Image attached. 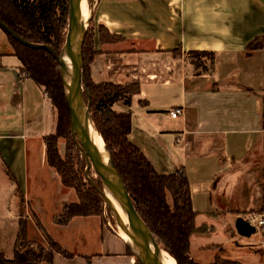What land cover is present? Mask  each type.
Segmentation results:
<instances>
[{"label":"crops","instance_id":"obj_1","mask_svg":"<svg viewBox=\"0 0 264 264\" xmlns=\"http://www.w3.org/2000/svg\"><path fill=\"white\" fill-rule=\"evenodd\" d=\"M182 2L93 0L90 78L138 86L129 106L118 102L112 109L130 115L129 142L158 174L184 170L201 230L190 239L196 262L264 264V229L249 238L234 229L236 218L264 213V0H238L247 5L234 25L243 47L227 54L180 39L188 32ZM194 53L214 55L208 69L201 64L206 58L197 62ZM19 68L0 29V216L19 228L24 209L26 224L38 230L36 218L72 255L55 253L52 264H136L127 243L100 217L56 221L64 205L76 202L46 163L43 139L54 134L56 113ZM175 108L183 114L173 119Z\"/></svg>","mask_w":264,"mask_h":264},{"label":"trees","instance_id":"obj_2","mask_svg":"<svg viewBox=\"0 0 264 264\" xmlns=\"http://www.w3.org/2000/svg\"><path fill=\"white\" fill-rule=\"evenodd\" d=\"M87 1L91 3L93 0ZM0 20L25 41L47 45L59 54L65 42L68 0H0ZM103 31L101 27L98 28L100 40L106 38ZM5 36L19 61L22 73L49 95L56 111L55 132L43 139L46 163L57 172L62 185L71 189L76 197L75 203L62 207L57 221L65 225L74 217H100L105 203L84 177L86 164L71 136L69 112L56 60L46 50L25 47L9 35ZM93 45L94 31L87 30L82 46L83 98L85 102L90 101L93 127L102 139L135 211L158 247L170 254L177 264H195L188 258V244L190 237L200 234L201 230L198 231L196 227V214L192 211L186 174L184 170L170 175L158 174L143 154L129 142L131 117L127 113H116L112 108L118 102L129 106L132 96L139 93V88L137 85L92 83L89 65L94 56ZM193 57L197 62L203 57L211 63L214 59V55L209 53H194ZM61 144L64 145L63 155L60 152ZM89 178L101 188L100 180L93 179L90 174ZM35 221L36 227L42 229L36 218ZM19 224L21 234L26 236V219H20ZM47 237L50 249L36 251L28 248L25 240L19 242L17 238L16 243L20 245L15 247L13 260L3 261L0 255V264H52L55 253L65 258L72 257ZM128 254L134 256L130 249ZM135 261L140 264L136 258Z\"/></svg>","mask_w":264,"mask_h":264},{"label":"water","instance_id":"obj_3","mask_svg":"<svg viewBox=\"0 0 264 264\" xmlns=\"http://www.w3.org/2000/svg\"><path fill=\"white\" fill-rule=\"evenodd\" d=\"M86 0H68V21L64 45L56 54L47 45H37L25 41L14 33L0 20V29L21 45L35 49L46 50L56 60L62 84V91L69 112L71 136L85 160L84 177L101 195L110 214L127 237L133 249V254L140 264H167L163 251L156 244L152 234L134 209L133 203L118 176L112 160L107 152L100 149L94 142L97 135L90 118V102L83 98V58L82 46L85 30L81 25V8ZM87 25V24H86ZM98 136V135H97ZM92 170L99 178L101 188L89 178ZM106 192L121 209L124 221L118 215ZM22 201L20 200V209ZM234 229L238 236L249 238L255 234V228L242 217L234 221Z\"/></svg>","mask_w":264,"mask_h":264},{"label":"clouds","instance_id":"obj_4","mask_svg":"<svg viewBox=\"0 0 264 264\" xmlns=\"http://www.w3.org/2000/svg\"><path fill=\"white\" fill-rule=\"evenodd\" d=\"M180 8L181 23L188 27V32L180 34L182 41L218 54L235 53L243 47L234 25L247 12L246 4L238 0H183ZM193 31L197 35H191Z\"/></svg>","mask_w":264,"mask_h":264},{"label":"rangeland","instance_id":"obj_5","mask_svg":"<svg viewBox=\"0 0 264 264\" xmlns=\"http://www.w3.org/2000/svg\"><path fill=\"white\" fill-rule=\"evenodd\" d=\"M91 4H92V2L89 3L86 0V2H85V5H86L85 6V11L88 12L87 13V17L88 18H87V25L85 27V33H86L87 30H93V25L89 22L90 21V17H91ZM190 61H191V58H190ZM201 64L205 65V67L208 69L210 61L208 59H202ZM19 75L22 76V77H26V74L22 73L21 67L19 68ZM46 97L49 100V95H46ZM49 102L51 104L50 100H49ZM103 149L107 152V150H106V148L104 146V143H103ZM107 154L109 155L108 152H107ZM89 174L91 175V177L93 179L99 181V178L94 174V172L92 170H90ZM22 207H23V203H22ZM30 218H32V220L34 222V218L32 216ZM7 219H9V216L7 214L6 215L2 214L0 216V255H1L3 261H11V260H13L14 251H16L15 247L20 245L19 242L22 239L25 240V242H26L25 244L28 245V248L33 249L34 251H36L37 249H41V250L42 249H45V250L50 249V247L48 246L49 245L48 241H47V238H48L47 236H49L47 232L43 231L41 228H38V230H37L33 226L31 227L30 225L26 224V226H25L26 236H25L24 234H21L20 227L19 228L16 227L14 225V223L9 226ZM22 219H25L24 218V209H23L22 215H21V220ZM100 219L103 221L104 224L107 225V227L109 229H113L114 231H116L118 233V228H117L116 222L114 221L112 215L110 214V212H109V210H108V208H107V206L105 204L102 207ZM2 220H5V221L3 223H1ZM197 229L199 231V228H197ZM192 237H199V233L191 236L190 239ZM17 238H18L19 242L16 243ZM49 238H51V237L49 236ZM190 239H189L188 250H187L188 258H190L193 261V263L198 264V262H196V260H195V257H197L196 253H194V255H191V248H190L191 247V245H190L191 242H190ZM128 247L130 249V252L133 254V251H132L133 249L131 248V246H128ZM19 250H20V248H19ZM163 252L166 253L168 256L172 257L167 252H165V251H163ZM221 262L222 263H226V262H223V261L220 260L219 263H221Z\"/></svg>","mask_w":264,"mask_h":264},{"label":"bare ground","instance_id":"obj_6","mask_svg":"<svg viewBox=\"0 0 264 264\" xmlns=\"http://www.w3.org/2000/svg\"><path fill=\"white\" fill-rule=\"evenodd\" d=\"M85 6H86L85 2H83L82 8H81V25L84 26L83 30H85V27L87 24V18H88L87 17L88 12L85 11ZM94 142L100 149H103V141L99 136H97V135L94 136ZM106 195L111 200V202H112L113 206L115 207L118 215L124 221L123 213H122L121 209L119 208V206L117 205V203L110 197L109 193L106 192ZM118 235L120 236L121 239H123L127 243L128 246H131L127 237L124 235V233L120 229H118ZM162 256L165 259L167 264H176L175 260L172 257L168 256L166 253L163 252Z\"/></svg>","mask_w":264,"mask_h":264},{"label":"built area","instance_id":"obj_7","mask_svg":"<svg viewBox=\"0 0 264 264\" xmlns=\"http://www.w3.org/2000/svg\"><path fill=\"white\" fill-rule=\"evenodd\" d=\"M170 117L175 119L180 117L183 114V111L179 108L172 109L170 112ZM245 221H247L251 226L255 228V233H262L264 229V213L259 214L257 212L248 213L246 216L242 217ZM264 236V232L262 233Z\"/></svg>","mask_w":264,"mask_h":264}]
</instances>
